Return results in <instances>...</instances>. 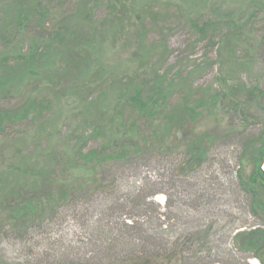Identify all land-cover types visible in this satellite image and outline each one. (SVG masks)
<instances>
[{"label": "rangeland", "instance_id": "rangeland-1", "mask_svg": "<svg viewBox=\"0 0 264 264\" xmlns=\"http://www.w3.org/2000/svg\"><path fill=\"white\" fill-rule=\"evenodd\" d=\"M14 1L0 0V30ZM82 1L56 0L53 15ZM85 1L84 19L96 29L91 57H83L88 69L68 77L72 67L58 64V57L52 70L38 68L51 71L24 79L19 89L50 107L0 134V264H261V251L242 253L235 243L264 231V212L252 211L237 178L240 161L243 174L251 172L249 152L264 134V96L257 92L264 90V0ZM139 17L148 28L142 43L156 47L147 66L138 61ZM208 18L233 19L241 33L209 38L189 25ZM35 39L9 25L0 33V54L25 52ZM159 76L170 96L157 129L137 128L144 145L121 161L72 170L78 151L101 145L92 128L102 124V112L120 110L115 104L124 84H140L147 95ZM89 80L90 87L78 90ZM21 91L0 92V107L20 105ZM170 109L182 122L169 140ZM120 113L121 121L132 119L127 109ZM196 136L205 151L200 162L189 161L187 148L178 145ZM46 164L54 177L34 183ZM29 195L42 199L33 208L12 209Z\"/></svg>", "mask_w": 264, "mask_h": 264}, {"label": "trees", "instance_id": "trees-1", "mask_svg": "<svg viewBox=\"0 0 264 264\" xmlns=\"http://www.w3.org/2000/svg\"><path fill=\"white\" fill-rule=\"evenodd\" d=\"M56 0H15L14 6H9L8 11L10 13L9 22L2 26L3 29L0 30V33L9 29V25H12L17 31L27 29L28 33H31L38 43H33L32 48H28L25 52H15V53H1L0 54V70L3 68V72L0 74V92L2 93H11L15 91H21L19 89L20 84L23 83L24 79L26 82H29L30 77L35 74L41 76H46L54 66V59L58 57L57 63L64 64L67 63V66L70 65L72 68L66 70V74L70 72H77V74H83L79 69L87 70L88 65H83V57L85 56L84 62H87L91 54L89 52L90 46L93 45L95 28L93 27L92 22H87L85 14L88 13L87 1L83 0L77 8H72L67 14L55 12ZM113 9V8H112ZM111 9V10H112ZM109 11L112 13V11ZM158 12H156V15ZM67 15L66 17H63ZM160 15V14H158ZM55 16V17H54ZM150 18L152 26L157 27L159 25V19H156L152 16H146ZM142 18H136L134 21L138 29L141 31H136L135 37H137L138 49H140V59L138 60L140 64H147L152 61L155 57L156 47L143 44V39L141 37V32L144 30L148 32V28H145V25L142 23ZM223 18L213 19L208 18L201 24L198 22L190 20L189 25L201 36L209 34V38L216 37L219 35L224 36H238L240 31V24L235 22V20L222 21ZM89 20V19H88ZM163 20V19H162ZM3 21H5L3 19ZM47 23L52 24V29L45 28ZM104 24V25H103ZM98 26L103 25L105 27L106 23L97 24ZM37 29V30H36ZM145 33V34H146ZM211 34V35H210ZM88 36V37H87ZM163 50H167L166 46H163ZM264 49V42H263ZM162 51V50H161ZM72 57L73 60H72ZM91 60V59H90ZM74 61V62H73ZM64 62V63H63ZM78 62H82L81 65H78ZM69 63V64H68ZM4 65V66H3ZM36 68V70H35ZM38 68L50 69L44 71H38ZM69 68V66L67 67ZM65 68V69H67ZM67 76L62 75V77ZM93 74L88 77L93 79ZM75 77V76H74ZM87 77V78H88ZM156 89L148 93L147 95L143 94L142 88L139 84L132 85L131 82L127 81L130 84L128 87L124 84V88L121 92V99L117 100L115 104V109L118 107L121 109H127L131 113L132 119L123 120L119 119L121 114L119 111L116 113L102 112L100 117L101 125L93 127V135L95 137H101V145L95 149L90 148L85 152L81 150L75 154V160L73 161L72 170L79 169L80 167L88 166L90 169H93L96 166H101L104 163L108 162H117L125 159L130 153L137 151L141 144V139H138L137 128L139 125L147 124L157 129L161 123L155 124L156 117L162 112V107L164 106L166 100L169 98L170 94L167 91L165 94L162 93L163 85L165 82L160 80ZM85 80V79H84ZM82 82L78 90H82V85L85 83L86 87H90L88 83L91 81ZM126 82V83H127ZM18 89V90H17ZM131 89V91H130ZM33 91V89H30ZM257 92L264 96V90H257ZM22 93L24 99L20 105H17L14 108H3L0 107V134L5 131L6 127H10L20 123L29 118V116L37 117L43 109L50 107L49 101H44L42 98H37L30 93ZM173 109V108H172ZM169 110V125L164 127L166 129L167 138L177 136L176 130L178 128V123L180 124L181 119ZM122 116V114H121ZM118 120L116 121V119ZM116 121V122H115ZM165 125V124H164ZM171 130L174 131L171 133ZM118 137V138H116ZM136 138V139H135ZM185 138V137H184ZM183 138V139H184ZM255 143L252 146L249 154L250 161L253 163V168L248 175L243 174V162L240 161V167L237 171V178L239 185L242 188L249 192L251 196V208L252 211L256 209L264 212V171L261 169V162L264 159V134H262L257 140L254 139ZM143 141V139H142ZM202 137L196 136L191 140H179L178 145L187 148V154L189 161L192 159L196 162L201 161V156L204 154V149L201 147ZM159 144V143H158ZM195 153H197V158H195ZM188 161V159H187ZM188 161V163H189ZM71 169V168H69ZM72 173V171H71ZM50 169L46 165L41 166L38 169L37 178L33 181L37 183V180H48L50 175ZM73 174V173H72ZM64 191V192H63ZM66 190H61L62 194H65ZM42 192L39 191L38 194ZM53 190L46 189V194L49 196ZM27 196V193H25ZM41 196H43L41 194ZM41 197H36L35 195H29L25 197L22 205L13 204L12 209L14 211H22L24 207L33 208L35 205L40 203ZM237 237V236H236ZM238 251L244 253L248 251H261L262 256H264V231L256 237H247L244 241H239L235 243ZM257 255V254H255ZM261 255L256 257L259 259L261 264H264V258ZM145 264V263H143ZM173 264H185V261L176 260V263Z\"/></svg>", "mask_w": 264, "mask_h": 264}, {"label": "bare ground", "instance_id": "bare-ground-1", "mask_svg": "<svg viewBox=\"0 0 264 264\" xmlns=\"http://www.w3.org/2000/svg\"><path fill=\"white\" fill-rule=\"evenodd\" d=\"M251 264H254V263H251Z\"/></svg>", "mask_w": 264, "mask_h": 264}, {"label": "water", "instance_id": "water-1", "mask_svg": "<svg viewBox=\"0 0 264 264\" xmlns=\"http://www.w3.org/2000/svg\"><path fill=\"white\" fill-rule=\"evenodd\" d=\"M263 163H264V160H263Z\"/></svg>", "mask_w": 264, "mask_h": 264}]
</instances>
